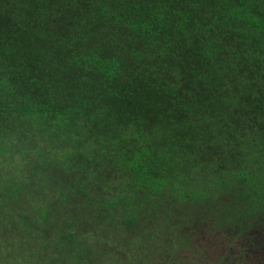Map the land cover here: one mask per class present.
<instances>
[{
  "label": "trees",
  "instance_id": "1",
  "mask_svg": "<svg viewBox=\"0 0 264 264\" xmlns=\"http://www.w3.org/2000/svg\"><path fill=\"white\" fill-rule=\"evenodd\" d=\"M170 214L207 264L264 250V0H0V235L130 264L120 233L152 250Z\"/></svg>",
  "mask_w": 264,
  "mask_h": 264
},
{
  "label": "rangeland",
  "instance_id": "2",
  "mask_svg": "<svg viewBox=\"0 0 264 264\" xmlns=\"http://www.w3.org/2000/svg\"><path fill=\"white\" fill-rule=\"evenodd\" d=\"M87 215H81V218H87ZM108 215V214H107ZM173 216V214H172ZM181 216V215H179ZM39 217V215H37ZM174 218V217H173ZM102 219V218H100ZM109 221H100L99 223H110L117 217L114 213L108 215ZM161 231L163 235L160 233L156 234L157 237L162 239L163 245L162 248L159 246L160 240L155 236V242H152L147 238L149 233H151L152 228L150 229H139L145 234H140L143 236V242L147 245V243L152 245V250L148 249V246H139L136 244H132V241L129 237L131 236L126 231L120 233L122 237H120L117 245L118 249L128 250L131 252L128 254V261L130 264H207L208 261L204 256L211 259L213 256L217 255L220 250L217 248L215 244H219L216 241L218 240L217 236H210L208 233V228L204 226H199L198 228L191 229L192 236L188 241L189 244L183 245L181 244V240L179 237V232L177 230V223L179 224L177 218L172 220L171 214L166 219V222H161ZM27 222V221H26ZM32 224L36 223V225H32L29 228L22 224V220L16 223L14 232L6 236V234L0 235V264H126L127 259H120L121 256H118L119 261H113L111 263V254L104 253L98 251L97 249H101L103 244L100 241L103 240L102 235L99 232V238L95 234V232L91 233L90 238H85L84 248L82 243L78 240L70 238V241L66 242V245H59L58 241H63L61 239L62 234H68V226L64 225H56L51 229H45L47 227H43V222L40 219L32 220ZM181 222V221H180ZM170 223L172 226H170ZM27 224V223H26ZM28 225V224H27ZM159 225H157L158 227ZM155 227V226H154ZM156 230V229H155ZM2 234V232L0 231ZM126 237V238H125ZM263 235H261V238ZM118 238V237H117ZM167 239V242L164 241ZM212 241V242H208ZM122 241V242H120ZM142 242V243H143ZM147 242V243H146ZM264 244V243H263ZM124 245V246H123ZM239 247L238 244H236ZM83 248L85 256L83 259L79 257H74V254L79 252V249ZM146 249V250H145ZM72 250V251H71ZM76 250V251H75ZM122 254V253H121ZM260 254H264V250L257 249V251L252 252L250 257H248L249 264H258L255 257L260 256ZM59 258V259H58ZM205 259V260H204ZM238 257L230 256L226 260H230L229 264H239ZM264 259H260V264ZM128 263V262H127Z\"/></svg>",
  "mask_w": 264,
  "mask_h": 264
}]
</instances>
